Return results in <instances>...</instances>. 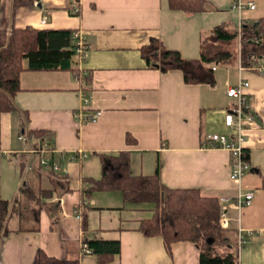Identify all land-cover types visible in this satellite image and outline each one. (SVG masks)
I'll use <instances>...</instances> for the list:
<instances>
[{
    "label": "crops",
    "instance_id": "0c3cea01",
    "mask_svg": "<svg viewBox=\"0 0 264 264\" xmlns=\"http://www.w3.org/2000/svg\"><path fill=\"white\" fill-rule=\"evenodd\" d=\"M12 1L0 0V34L12 27L79 31L87 52L79 67L73 56L72 70H21L12 97L16 110L0 111V198L12 201L24 181L35 190L53 189L29 204L39 206L37 222L28 212L19 218L23 199L11 204L0 264H34L37 249L79 264H198L192 243L176 241L167 249L161 237L138 230L139 221L151 215L150 203H125L118 191L83 194L85 179L100 176L99 155L121 151L128 154L133 175L153 174L158 161L163 186L196 188L216 198L228 220L224 228L236 229V264H264V72L239 64L235 49L234 59L212 70L210 83L185 84L180 71L148 67L140 54L157 39L182 58L195 59L201 34L219 25L237 31L256 22L264 17V0H205L206 10L192 14L170 10L166 0H35L36 5L14 9ZM243 82L244 99L259 123L241 116L242 149L251 169L235 183L228 178V151L210 147L207 138L231 136L224 119L237 99L226 91ZM94 113L95 121L88 120ZM21 123L24 131L45 133L60 172L33 169L17 179L14 157L27 148L18 139ZM72 153L80 157L70 159ZM50 172L66 178H52ZM53 180L68 190L53 187ZM247 190L253 192L247 206L220 201ZM238 233L244 240L239 247ZM83 235L117 240L119 253L104 262L80 254Z\"/></svg>",
    "mask_w": 264,
    "mask_h": 264
},
{
    "label": "trees",
    "instance_id": "16d2710c",
    "mask_svg": "<svg viewBox=\"0 0 264 264\" xmlns=\"http://www.w3.org/2000/svg\"><path fill=\"white\" fill-rule=\"evenodd\" d=\"M35 0H13L12 9L17 6L30 5ZM170 10H179L187 14L205 11V0H166ZM68 29H37L33 27L10 28L5 35L0 34V111H15L12 97L18 90V74L21 70H66L73 68L74 50ZM238 45V47H236ZM227 46H232L230 50ZM199 55L195 59H184L179 52L165 48L157 39L140 49L141 57L148 67L162 72L178 70L185 84L210 83L213 78L212 67L226 66L230 60L239 56V64L250 66L264 60V17L256 22L241 25L240 30L228 31L222 25L204 32L199 40ZM74 69V68H73ZM75 72H77L75 70ZM250 110V109H248ZM24 125L20 124V132ZM33 138L45 140L43 131L26 130ZM24 154H19L20 166ZM243 158L247 154L243 150ZM101 170L98 179H85L87 187L82 190L85 196L93 191H118L123 202L129 204L150 203L151 215L141 219L138 230L145 236H159L169 249L172 242L188 241L199 251L198 264H236L234 239L236 229L221 228L218 223L219 202L214 197L202 196L196 188H168L158 178V161L151 175H133L129 171V158L126 152L99 155ZM41 168L35 167V170ZM52 178L65 179V176L49 173ZM62 175V174H61ZM55 179V180H56ZM54 182V180L52 181ZM18 195L8 202L0 198V241L7 234V221L13 210L12 205H20L19 195L26 202L21 211L28 212L37 222L40 198L50 196L53 189L35 190L24 181ZM61 191H67L62 182H54ZM264 187V177L262 178ZM20 210V209H19ZM19 218L22 213H18ZM82 219V229H85ZM36 229V228H35ZM207 238L213 239V245L223 248L217 252L213 245L206 244ZM217 240V244L214 243ZM91 254L104 262L119 253L117 240H104L99 237L83 235ZM34 264H79L78 259L56 258L37 249Z\"/></svg>",
    "mask_w": 264,
    "mask_h": 264
},
{
    "label": "built area",
    "instance_id": "2783aa9c",
    "mask_svg": "<svg viewBox=\"0 0 264 264\" xmlns=\"http://www.w3.org/2000/svg\"><path fill=\"white\" fill-rule=\"evenodd\" d=\"M33 5H36V1L33 2ZM246 7L248 9L253 8L252 2H247ZM44 22V18L40 20V23ZM240 30H237V32ZM70 39L74 50V55L76 56V64L78 67L81 65L82 60L86 56L87 46L84 43L83 37L79 31H71ZM250 67H253L259 72H264V64H251ZM215 67H212V70ZM81 87L85 85L83 79H79ZM247 85L246 82L240 83L236 86H231L227 89V96L236 97L237 101L233 108H231L225 115L224 125L231 131V136H224L220 134H211L208 136L207 144L210 147H221L228 151L229 153V165H228V178L230 181L237 183L241 177L248 172L251 168L247 161L243 158V149L242 143L244 141V135L242 133V115L246 116V121L253 123V117L249 113H244L242 109H249L247 103L244 99L242 90ZM82 92V91H81ZM97 113L88 117V120L95 121ZM18 139L26 143L27 148L18 153L14 157V163L20 167V174L23 176L27 172L32 171L35 167L41 169H46L50 171L60 172L58 164L53 160V150L46 144L44 140L39 138H33L26 134V131L19 132ZM19 154H24V159L20 166L18 156ZM80 157V154L72 153L69 158L73 159ZM253 197L252 190H247L244 192L237 191L235 196L232 198H221V202L231 201L237 208L244 207L249 205ZM77 216V215H76ZM78 217V216H77ZM218 223L221 228L227 226L228 220L223 211H220L218 217ZM244 242L243 238L237 234L236 245L239 247ZM80 254L90 253L89 249L86 247L85 243H81L79 248Z\"/></svg>",
    "mask_w": 264,
    "mask_h": 264
},
{
    "label": "rangeland",
    "instance_id": "374dc122",
    "mask_svg": "<svg viewBox=\"0 0 264 264\" xmlns=\"http://www.w3.org/2000/svg\"><path fill=\"white\" fill-rule=\"evenodd\" d=\"M230 50H232L233 49V47L232 46H227ZM219 68H223V67H221V66H218ZM14 163V162H13ZM11 168H13L16 172V177H17V179H18V175H19V173H20V167L18 166V165H16L15 163H14V166H12ZM24 180V179H23ZM17 195H18V193H17ZM19 197H20V199H23V196L22 195H19ZM8 202H10L11 203V199L10 198H8V199H6ZM149 204V203H148ZM19 213H22V215L23 214H25L26 215V212H24V211H21V209L19 210ZM23 220V221H22ZM20 224H25V220L24 219H21V220H19L18 221ZM217 242V240H215V242L214 243H216ZM212 243H213V241H212ZM211 243V245H213ZM217 244V243H216ZM213 249L215 250V251H217V252H219V251H221V250H223V248H221V247H217V246H214L213 245Z\"/></svg>",
    "mask_w": 264,
    "mask_h": 264
},
{
    "label": "water",
    "instance_id": "95a60500",
    "mask_svg": "<svg viewBox=\"0 0 264 264\" xmlns=\"http://www.w3.org/2000/svg\"><path fill=\"white\" fill-rule=\"evenodd\" d=\"M242 111H243L244 113H249V114H251L252 117H253V120H254L256 123H259V121L257 120V117L253 114V112H252L251 110L242 109ZM212 241H213L212 238H207V239L205 240L206 244H208V245L211 244Z\"/></svg>",
    "mask_w": 264,
    "mask_h": 264
}]
</instances>
